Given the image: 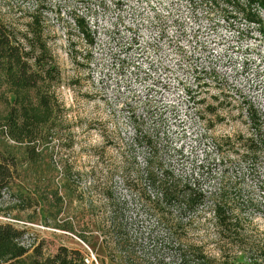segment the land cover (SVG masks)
<instances>
[{
    "label": "rangeland",
    "instance_id": "obj_1",
    "mask_svg": "<svg viewBox=\"0 0 264 264\" xmlns=\"http://www.w3.org/2000/svg\"><path fill=\"white\" fill-rule=\"evenodd\" d=\"M32 1H26L29 10ZM221 6L227 5L43 0V36L60 70L58 82L40 88L50 103L42 106L34 88L0 84V126L6 130L0 150L15 160L0 220L25 228V244L40 241L45 254L59 245L79 248L86 264H118L100 228L113 204L135 232L156 222L124 176H134L149 156L133 139L139 128L155 129L162 160L176 174L194 172L209 188L224 174L240 177V195H259L257 178L243 179L247 169L240 161L232 157L227 165L219 158L235 156L232 141L249 134L251 105L264 120V23ZM77 15L94 29L93 45L78 33ZM19 99L31 118L27 134L14 129L15 139L7 132L22 123L15 116ZM256 168L264 178V153ZM196 214L188 237L215 252L220 241L212 215ZM252 216L246 233L264 238V211ZM238 257L246 258L243 252Z\"/></svg>",
    "mask_w": 264,
    "mask_h": 264
},
{
    "label": "trees",
    "instance_id": "obj_2",
    "mask_svg": "<svg viewBox=\"0 0 264 264\" xmlns=\"http://www.w3.org/2000/svg\"><path fill=\"white\" fill-rule=\"evenodd\" d=\"M26 1L3 0L6 8L3 12L0 10V84L5 82L16 90L34 88L41 105L46 107L50 103L49 96L40 88L58 82L60 70L43 36L40 12L43 0H33L31 10ZM211 1L227 5L221 7L242 13L251 22L264 23V0ZM23 17L29 18L24 27L18 22ZM74 21L78 33L93 45L96 42L94 29L88 21L79 15ZM15 103H19L16 119L22 117V123L19 126L13 123L7 133L18 139L14 129L17 128L21 135L27 134L31 114L20 99ZM246 113L251 125L249 134H239L238 139L232 141L237 148L236 155L227 154V158L222 155L219 162L229 165L233 163L232 157L240 161L247 169L243 179L257 178L254 185L258 196L251 192L240 195L243 187L240 177L233 179L224 174L215 187L213 184L209 188L194 172L185 177L176 174L162 160L155 129L147 132L136 129L133 139L146 148L149 156L134 176L130 178L126 173L124 176L142 200L146 215L154 217L156 222L147 232H135L132 222L113 204L109 214L102 217L100 228L108 238L106 240L112 243L118 264H264V238L246 233L253 222L252 215L258 210L264 211V178L256 168L264 153V120L262 113L252 105ZM5 131L0 126V134ZM11 157L0 150V198L3 193L11 192L15 166ZM201 210L209 211L217 229L220 244L215 252L207 251L202 244L188 237L189 230L198 220L196 213ZM180 228L182 235L178 232ZM24 240L25 228L0 220V264H86L79 248L59 245L55 252L45 254L42 242L27 245ZM240 252L244 253L245 259L238 257Z\"/></svg>",
    "mask_w": 264,
    "mask_h": 264
}]
</instances>
